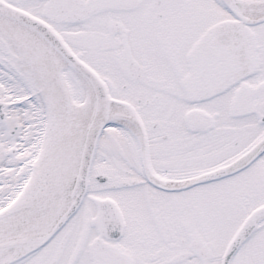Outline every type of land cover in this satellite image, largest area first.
I'll list each match as a JSON object with an SVG mask.
<instances>
[{"label": "snow or ice", "instance_id": "6c2138e0", "mask_svg": "<svg viewBox=\"0 0 264 264\" xmlns=\"http://www.w3.org/2000/svg\"><path fill=\"white\" fill-rule=\"evenodd\" d=\"M0 264H264V0H0Z\"/></svg>", "mask_w": 264, "mask_h": 264}]
</instances>
